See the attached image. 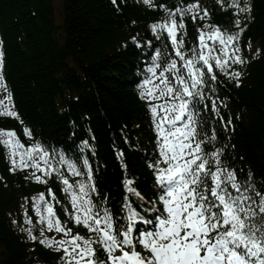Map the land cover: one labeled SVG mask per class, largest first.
I'll return each mask as SVG.
<instances>
[{
  "label": "snow or ice",
  "instance_id": "obj_1",
  "mask_svg": "<svg viewBox=\"0 0 264 264\" xmlns=\"http://www.w3.org/2000/svg\"><path fill=\"white\" fill-rule=\"evenodd\" d=\"M111 2L117 5V0ZM141 2L165 13L148 26L161 47L147 41L155 52L143 71L137 70V95L154 131L155 147L147 160L153 175L151 192L144 195L134 186V178L125 176L122 202L114 210L107 196L99 198L86 152L94 146L88 140L81 141L78 154L70 157L38 139L26 145L14 129L0 127L8 170L27 171L26 180L45 185L54 179L64 193L61 200L48 186L22 198L20 231L27 239L59 252L58 264H264V187H257L250 172L242 181L237 168L222 158L226 146H214L215 128L210 134L202 131L213 118L225 128L232 123L231 117L225 119L221 113L227 98L219 97L217 84L223 81L218 72L239 86L244 73L237 65L246 66L264 55L259 48L251 52L250 42L244 47L251 55L243 51L242 35L248 27L244 21L251 4L218 0L224 9L234 10L230 30L210 23V12L200 0H180L174 8L152 0ZM185 17L205 21L197 26L198 35L190 47L185 46ZM165 37L169 44L162 43ZM128 40L139 48L143 37L137 33ZM3 65L0 47V89L7 91ZM5 99L7 105L0 100V115L18 118L11 94ZM23 132L33 137L27 126ZM117 155L122 156V151ZM121 166L126 167L123 162ZM57 204L65 214L63 219L57 214ZM13 223L18 222L13 219ZM74 225L83 226L87 233L74 232ZM101 251L105 259L99 258Z\"/></svg>",
  "mask_w": 264,
  "mask_h": 264
},
{
  "label": "trees",
  "instance_id": "obj_2",
  "mask_svg": "<svg viewBox=\"0 0 264 264\" xmlns=\"http://www.w3.org/2000/svg\"><path fill=\"white\" fill-rule=\"evenodd\" d=\"M57 1L61 2L60 15L55 0H0L3 72L23 122L0 117V127L13 128L21 136V128L27 126L32 139L58 148L69 134L88 140L94 146L90 162L99 198L107 196L115 210L122 202L125 176L134 178V186L144 195L153 187L147 160L155 147L154 133L145 104L137 95L136 70L151 51L146 41L161 47L148 26L165 13L141 0H117V5L111 0ZM179 2L153 1L168 8ZM247 2L251 13L244 21L248 27L241 43L244 54L250 56L244 47L249 42L251 52L257 48L264 52V0ZM200 4L208 8L210 23L231 30L235 18L231 7L224 9L218 0H200ZM185 19V46L190 47L197 38V26L205 21ZM137 33L143 37L139 48L128 40ZM162 43L168 44L165 38ZM237 67L244 73L239 86L218 72L223 81L217 84L219 97L227 98L221 113L225 119L231 117V125L225 128L213 118L202 131L210 134L215 128L218 139L214 146H226L222 158L237 168L242 181L250 172L260 188L264 187V55ZM120 151L122 156L117 155ZM8 169L0 146V177L4 178L0 180V264H58L59 252L27 239L19 227L23 223L22 198L51 186L57 197L64 199L57 181L42 185L26 180V172ZM56 208L60 214V205ZM29 214L36 219L31 208Z\"/></svg>",
  "mask_w": 264,
  "mask_h": 264
},
{
  "label": "rangeland",
  "instance_id": "obj_3",
  "mask_svg": "<svg viewBox=\"0 0 264 264\" xmlns=\"http://www.w3.org/2000/svg\"><path fill=\"white\" fill-rule=\"evenodd\" d=\"M58 3H59V2L57 1V2H56V5H57ZM59 5H60V3H59Z\"/></svg>",
  "mask_w": 264,
  "mask_h": 264
},
{
  "label": "bare ground",
  "instance_id": "obj_4",
  "mask_svg": "<svg viewBox=\"0 0 264 264\" xmlns=\"http://www.w3.org/2000/svg\"><path fill=\"white\" fill-rule=\"evenodd\" d=\"M154 0H152V2H153ZM147 42V41H146ZM157 48V47H156ZM154 133V132H153ZM69 140V139H68Z\"/></svg>",
  "mask_w": 264,
  "mask_h": 264
}]
</instances>
